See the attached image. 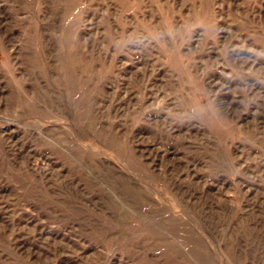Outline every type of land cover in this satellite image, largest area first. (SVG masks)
I'll return each instance as SVG.
<instances>
[{"label": "rangeland", "instance_id": "rangeland-1", "mask_svg": "<svg viewBox=\"0 0 264 264\" xmlns=\"http://www.w3.org/2000/svg\"><path fill=\"white\" fill-rule=\"evenodd\" d=\"M0 264H264V0H0Z\"/></svg>", "mask_w": 264, "mask_h": 264}]
</instances>
